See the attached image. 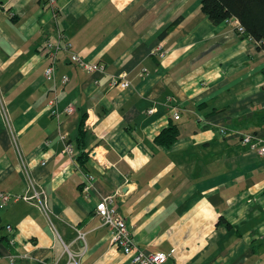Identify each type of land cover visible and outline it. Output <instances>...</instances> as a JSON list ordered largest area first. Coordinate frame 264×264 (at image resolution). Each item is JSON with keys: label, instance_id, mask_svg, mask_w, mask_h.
Listing matches in <instances>:
<instances>
[{"label": "crops", "instance_id": "obj_1", "mask_svg": "<svg viewBox=\"0 0 264 264\" xmlns=\"http://www.w3.org/2000/svg\"><path fill=\"white\" fill-rule=\"evenodd\" d=\"M59 32L105 71L61 53L57 82H69L59 107L76 111L57 118L44 47ZM123 73L130 87L109 85ZM171 126L177 141L158 144ZM249 133L264 140V48L213 24L202 0H0V192L22 194L32 182L50 209L46 217L24 200L0 208L2 233L10 225L15 238L1 245L0 264L15 254L28 258L14 264H133L95 214L107 196L137 246L168 254L166 264H264V156L242 143ZM62 135L76 158L63 153Z\"/></svg>", "mask_w": 264, "mask_h": 264}, {"label": "built area", "instance_id": "obj_2", "mask_svg": "<svg viewBox=\"0 0 264 264\" xmlns=\"http://www.w3.org/2000/svg\"><path fill=\"white\" fill-rule=\"evenodd\" d=\"M55 0H51L54 3ZM226 24L234 27L240 34L246 35L244 27L236 17L228 18L225 21ZM253 40L251 37L247 36ZM254 41V40H253ZM258 44V43H257ZM259 45V44H258ZM69 54L71 63L76 65L78 68L89 72V73H103L105 71V65L100 62H90L74 52L72 43L67 39L63 32L58 33V39L56 41H47L44 47V53L49 61L48 66L44 70V74L47 80L53 82V96L48 104L49 112L60 118L62 114H73L76 111V106L71 103L67 105L63 110L59 107V94L63 91L64 87L68 84V76L61 78L60 84L57 82L56 67L61 53ZM145 72L146 69H143ZM109 85L112 87H118L126 89L131 86V80L127 73H123L120 76H112L109 80ZM5 114V111H4ZM179 114H175V119H179ZM220 133L222 135L227 134V129L221 128ZM65 142L63 153L76 158V150L72 143L66 142L65 136H60ZM242 143L249 146L251 150L256 151L259 156H264V140L254 134H244L241 136ZM49 144V142H47ZM92 158L99 160L97 154L93 155ZM44 164V162H43ZM95 178L93 175H88L86 180L85 190L89 191ZM24 200L28 203H32L44 214L49 217L50 209L47 204V197L43 190H36L30 182L29 188L22 194H10L0 192V208L7 207L11 202ZM96 216L100 219L103 226L107 227L111 233V243L115 245L122 253L128 256L133 264H166L169 255L161 252L147 254L142 251L136 244L132 233L130 232L125 217L118 210V206L112 196L102 198L96 205L95 210ZM8 233L11 235L10 243H15L13 236V228L8 225L6 227ZM83 235L81 234L80 237ZM18 258H28V255H12L10 257L11 264H14Z\"/></svg>", "mask_w": 264, "mask_h": 264}, {"label": "trees", "instance_id": "obj_3", "mask_svg": "<svg viewBox=\"0 0 264 264\" xmlns=\"http://www.w3.org/2000/svg\"><path fill=\"white\" fill-rule=\"evenodd\" d=\"M202 10L215 25L225 23L228 18L236 17L246 31V36L251 37L259 48H264V0H202ZM180 18L173 21L160 34L165 37L179 22ZM86 115L81 119L79 135H78V161L81 165L87 162L88 152L83 147V139L85 136L84 123ZM179 137L177 126H171L164 130L157 138L156 142L166 147H171ZM229 226V224H228ZM11 235L2 233L0 228V247L2 244L10 242Z\"/></svg>", "mask_w": 264, "mask_h": 264}]
</instances>
